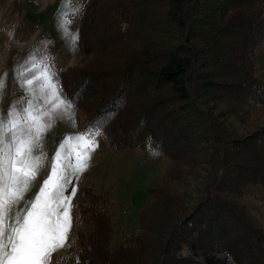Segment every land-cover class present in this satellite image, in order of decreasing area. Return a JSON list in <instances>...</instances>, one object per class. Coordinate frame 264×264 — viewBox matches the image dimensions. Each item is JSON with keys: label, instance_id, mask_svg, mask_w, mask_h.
Segmentation results:
<instances>
[{"label": "trees", "instance_id": "16d2710c", "mask_svg": "<svg viewBox=\"0 0 264 264\" xmlns=\"http://www.w3.org/2000/svg\"><path fill=\"white\" fill-rule=\"evenodd\" d=\"M75 60L55 67L84 131L109 149L150 147L162 172L136 230L116 244L84 188L72 248L86 264H264L244 201L264 189V0H70ZM204 172V174L202 172ZM202 179L194 195L189 186ZM59 264H77L60 258Z\"/></svg>", "mask_w": 264, "mask_h": 264}, {"label": "snow or ice", "instance_id": "6c2138e0", "mask_svg": "<svg viewBox=\"0 0 264 264\" xmlns=\"http://www.w3.org/2000/svg\"><path fill=\"white\" fill-rule=\"evenodd\" d=\"M61 16L67 17L61 20L60 27L68 34L72 18L63 9ZM71 39L75 42L78 33L72 34ZM49 60L39 49H33L14 65L20 95L6 113L0 110V264H53L54 253L72 247L69 233L71 197L76 192L74 179L89 167L96 137L101 134L99 127L90 125L84 132L63 137L37 194L26 199L25 193L33 186L46 159L45 133L55 120L74 117V102L64 93ZM6 78L7 73L0 76V98ZM70 151L77 152L75 164Z\"/></svg>", "mask_w": 264, "mask_h": 264}, {"label": "rangeland", "instance_id": "374dc122", "mask_svg": "<svg viewBox=\"0 0 264 264\" xmlns=\"http://www.w3.org/2000/svg\"><path fill=\"white\" fill-rule=\"evenodd\" d=\"M78 8L79 5L70 0L66 4L65 0H0V76L7 73L6 87L3 97L0 98V110L6 113L9 105L20 95L13 68L33 49H39L41 55L48 56L54 69L67 66L75 60L77 40L73 42L71 36L77 33L76 18H72L68 34L62 31L60 23L62 19H67L61 16L62 9L71 14ZM256 64L258 72L264 75V48L259 52ZM73 111L74 117L65 116L64 119L55 120L51 129L45 133L43 150L46 159L33 186L25 193L26 199L30 200L37 194L45 175L48 174L49 161L61 139L66 135L84 132L82 116L75 108ZM248 121L255 125L264 123L258 118ZM96 141L97 146L88 161L89 167L78 179H74L76 192L71 197L72 227L69 236L71 241L76 229H89L90 224L83 223L78 226L77 213L78 205L85 201L82 191L86 187L102 195V205L106 213L98 219L108 223L112 241L116 244L125 235L136 230L140 212L148 202L147 189L160 176L162 164L150 147L114 151L106 146L104 140ZM76 157L77 152L70 151L73 164L76 163ZM201 184L202 179L195 176L190 185L183 186V189L194 195L195 187H200ZM244 199L250 215L264 228V189L249 185ZM88 248L85 247L81 252L79 264L88 262ZM62 257L77 263L72 247L54 253L53 264H57Z\"/></svg>", "mask_w": 264, "mask_h": 264}]
</instances>
